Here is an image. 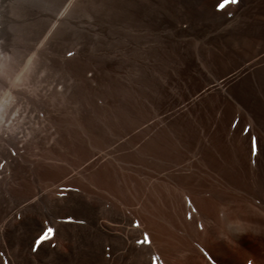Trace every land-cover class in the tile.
Returning <instances> with one entry per match:
<instances>
[{"label":"rangeland","instance_id":"1","mask_svg":"<svg viewBox=\"0 0 264 264\" xmlns=\"http://www.w3.org/2000/svg\"><path fill=\"white\" fill-rule=\"evenodd\" d=\"M64 1L66 0H9L5 27L7 26L6 29L17 39L14 46L27 47L32 43L40 45L38 39H35L38 29L45 23L47 14L53 13ZM218 3L220 0H73L68 13L79 23L91 21L92 25L95 24L90 34L93 39L91 37V41L87 39L81 27L65 22L59 24L60 27L57 25L58 29L54 30L56 33L53 31L55 35L52 33L53 38L50 37L52 41L46 40L41 44L45 46L41 48L42 50L39 47L35 51L34 48L28 50L32 56L27 51V58L30 57L33 61L32 70L29 71L31 78L29 77L26 83L29 95L33 96L42 83L45 85L50 82L56 71L58 73L55 76L57 78L59 75L62 76L61 79L66 84V91L60 103L62 115L67 119L62 136L61 158L50 160L47 165V175L38 178L31 186L34 188L39 182L42 187L49 188L48 184L54 180L53 178L56 177L57 180L61 176H69L73 168L85 164L86 159L96 152L95 148L93 149L92 137L80 130L79 126L73 125V122L68 123V120L82 116L85 111L93 115L94 124L101 126V129L112 138L120 137L121 142L125 143V148L120 147L113 151L114 155L109 154L98 163L94 161L84 166L85 169L87 168L86 178L76 175L70 178L66 185L53 188L50 185L49 193L54 198L63 197L68 191L87 196H100L103 199L101 205L103 211L111 205H116L124 210L132 222L130 223L132 227L142 224V234L145 235L146 240L139 241V245H151L153 249H150L151 252L145 251L143 255L142 253L131 255L130 261L134 259L145 264H264V201L257 195L251 164L246 163L244 166L243 155L238 151L240 137L238 125L241 128L239 135H244L249 128L248 121H240L238 117V104L236 103L237 110L233 117L226 106L223 114L219 115L220 118H224V123L226 120L228 122L227 118H232L229 127L224 126V123L217 124L210 134L199 128L201 117L197 114L196 105L169 120L162 119L173 108L194 97L204 86L220 82L224 77L238 70V58L249 59L253 55L254 58L261 50L260 40L253 45L249 42L250 36L242 33L238 28L239 26L242 28L247 21L254 18L264 21V0H239L238 3L227 4L222 10L217 9ZM154 18L157 20L155 24ZM175 43L177 46L180 45V48H177ZM82 46L88 49L86 52L90 55L95 54L91 56L95 60L98 57L99 60L93 61V64L102 60H114L108 67L110 71L106 68L102 70V72L108 71L109 73H105H108L107 75L114 73L112 76L109 75V78L102 72L101 74L105 76L99 73L101 70H98L97 65L93 71H86V75L95 81L91 82V87L93 86L94 89L88 88L85 95L91 94L92 91L95 93L96 86L99 87L106 82L101 85L103 87L97 89V94L92 92L93 98L89 97L91 99L84 96V92L81 93L80 87L79 92L72 91L74 90L72 86L76 85L77 81L64 67L50 70L53 55H68L71 52L75 56ZM212 46L223 51L231 50L232 54L226 55L227 57L215 54ZM152 47L158 48L156 50ZM15 49L18 48L15 46ZM19 51L16 50L18 53ZM122 51L124 53L127 51V54ZM181 52L195 59L198 65L197 71L189 76L182 75L180 82L171 85L168 94L164 95L160 91V83L166 82L167 73L181 66L182 59L179 56ZM112 53H116L118 58H115L117 57L115 55L113 59ZM49 54L52 55L51 58ZM99 56L102 58L100 59ZM135 58H141V63H137L138 60ZM176 64L178 66L174 68ZM112 68L116 73L119 72L117 74L120 76ZM97 71L100 77L98 74L95 76ZM92 73L93 77H91ZM98 77L101 79L105 77L103 83ZM242 81L243 79L236 80L229 89L238 91ZM221 90L220 88L203 98L204 109L219 103ZM50 102L53 101L50 99ZM25 103L17 105L16 109H24ZM27 108L32 112L38 111L39 116H44V112L41 113L33 103ZM202 113L204 119L209 118L207 112ZM81 120L82 118L76 122ZM49 125L50 123L48 125L46 123V127ZM189 127L195 129V132L201 131L200 135L203 138L200 139L201 143L203 141L206 143L204 151L199 147L200 140L192 148ZM49 128L46 131V135H49L46 136L48 138L46 141L52 147L56 140L53 134L55 129ZM74 128L76 132H72ZM77 128L79 130H76ZM101 136L98 135L100 138ZM98 137L95 139L99 141ZM250 154L252 155V151ZM124 155L127 159L122 160L121 157L123 158ZM134 155L135 158H139L135 159V162L140 160L139 162H133ZM138 165L144 170L141 169L142 171L139 172L136 168ZM46 212L41 206L39 212L41 229L38 237L41 238L48 229H52V233L46 239L51 240L56 238L57 224L70 219L57 217L51 220ZM13 245L15 247L16 244ZM20 250L21 246L17 251ZM26 252L32 257L33 264H42L43 261V264L45 263V258L36 254V250L32 247L27 248ZM4 253L5 251L0 249V264H7L3 257ZM137 255L139 258H136Z\"/></svg>","mask_w":264,"mask_h":264},{"label":"bare ground","instance_id":"2","mask_svg":"<svg viewBox=\"0 0 264 264\" xmlns=\"http://www.w3.org/2000/svg\"><path fill=\"white\" fill-rule=\"evenodd\" d=\"M71 2H73V0H66L63 3H60L61 5L58 7V9L53 11V13L47 14L44 20L45 23L41 25V27L39 26L40 28L37 31V36H35V39L36 38L38 39V42L40 43V45L44 43L46 40L48 41L51 40V38H53L51 36L53 31L56 28L58 29L59 24H64L65 22L70 23V25L81 27L83 29V30L81 29V31L82 32L84 31L85 35H87L86 36L87 39H90L91 37L90 34H91V31L94 30L93 25L95 24L92 25L91 21L79 23L77 19L75 20L72 19L73 17H71V14L68 13L69 12L68 9H69ZM8 6H9V0H0V249L3 252L5 251V253L3 254V257L6 262L5 261L4 262L7 264H33L32 257H30L29 253L26 252L27 248L32 247L34 250H36V254H38L40 257H43V259L45 258L44 264H145V263H141L142 261H138V260L136 261L134 259L130 261L129 258L133 254L136 255L138 253H142L143 255L145 251L151 252L152 250L150 251V249H153V248H151V245H148V246L139 245V241L146 240L145 235L142 234L143 228L141 226L143 225L141 224L139 226L132 227L130 225V223H132L131 220L126 216L122 208L116 205H111L110 208H108L106 211H103V209L101 208V205L103 204V199L102 197L100 198V196H93V195L87 196L83 193L68 191L67 193H65V196L54 198L50 195L51 193H49L50 185L52 186V188L66 185V182L70 178L75 177L76 175H80L81 178H86L88 176L86 175L87 168L85 169L84 166H87L88 164H92V162L94 161L95 163H98L103 157L109 154H113V151L115 152V150L120 149V147H122L123 149L125 148V145H124L125 143L121 142L120 137L116 139L112 138L111 136H109V134L104 132V129H101V126L99 127L94 124L93 117H92L93 115H90L87 111H85L86 113H84L82 116L78 118L73 117V119H71L72 121L68 120V123L73 122V125L79 126L80 130L88 133V135L92 137L90 138L94 142L93 149L95 148L94 150L96 152L95 153L93 152V155H91V157L88 154L90 158L88 157V159H86L87 156L85 157V159L87 160L85 161L86 163L83 162L85 164L83 165L80 164L81 166L79 165L73 168L69 176L64 175V176H61L60 178H58L59 176H57L58 178L57 180L55 179L56 177L53 178L54 180H52L51 183L48 184L49 188L42 187V185L39 182H37L34 188H32L31 185H33L35 181H37L38 178H41L43 176L45 177L47 175L48 162L50 160L61 158L62 136H63L64 130L66 127L67 119L64 118L66 116L62 115L63 111L60 107V103H61L63 94L66 91V84L64 83V81H62L61 79L62 76L59 75L58 78L55 76L58 73V71L55 70L57 73H55L54 75L55 77L53 76L50 82H48L45 85L42 83V86L40 85V88H37L33 96L28 94L26 83L30 77L29 71L32 67L33 61H32V58L30 57L27 58L28 56L27 51L28 50L31 51L32 48H34V51H35L38 49V47L40 50H42L41 48L45 46H43L44 44L40 46V45H37L36 43L35 44L32 43V45L29 44V46L27 47L25 46L23 47V45L21 47H19L18 45H15L16 48H18V49H15V46H14L15 39H16L15 35L6 29L7 26L5 27V24L7 22L6 18L8 16L7 15V8H9ZM155 19L156 18H154V20ZM161 21L163 22V20ZM155 22H157V20H155L153 23L155 24ZM157 28L155 29L156 31H157ZM238 29H240L242 33L246 35L248 34L250 36L249 42H252L253 45L259 40L260 42H262L261 50L259 51V53L257 51L256 53L258 54L253 53V54H256L254 58H253L254 56L253 54H252L253 55L252 58L249 57V59H245L244 57L238 58V70L227 75L220 82H217L211 85L208 84L207 86H204L200 91H198V93L194 97L189 99L187 102H184L182 105L173 108V110L167 113L165 116L163 115L164 117L162 119L169 120L173 116L179 115L181 112L183 113L184 111L196 105V107L198 108L197 114H200V117H201V118L199 117L200 123L198 122L200 127L199 125L197 124L196 125L202 130H205L208 134H210V131L217 124L219 125V124L224 123L223 121L224 118L222 117L220 118L219 115L220 113L223 114V111L226 107H227L226 109L229 110L231 117H233L235 111L238 109L237 111H238V117H240V121L246 120L249 123L248 131L246 130L244 135L242 134L239 135L241 133V128H239V125H238V136H240L238 138L239 139L238 142L240 143V144L238 143V151L240 152V154L243 155L242 160H244L243 163L245 162V165L244 164L243 165L246 166V163L247 164L249 163L252 165V166L250 165V168L252 170V178H254L253 180L256 182L257 195L264 201V21L254 18L252 20H249V22L247 21L242 26V28H240L239 26ZM82 35L84 34L82 33ZM86 37L84 36V38ZM92 39H90V41ZM213 42L214 41H212V43ZM182 44H185V43H182ZM86 46L84 44V47ZM179 46L180 45H178L177 48H180ZM84 47L82 46V48H80V51L78 52V54L74 53L75 56L74 55L69 56L67 54H62L61 52L64 51L65 49L60 52L62 54L60 56H56L57 55L56 54L55 55L56 57L54 55L52 57V55L49 54L50 58L52 57L51 58L52 65H51L50 70H52L53 68L54 69L58 68V67L59 69L60 68L62 69L64 67L65 70H67L70 74L73 75V78L75 79V81H77V84L72 86V88L74 89L72 91L79 92L81 88V93L84 92V96H88L87 98H89L93 91L91 92V94L89 93L90 92L89 91L88 92L89 95L88 94L85 95L87 93L86 91L88 90V88L89 90H93L94 87L93 86H92L93 88L91 87L92 85L91 82L93 78H90V76L86 75V71H93L95 65H97L99 66L98 70H101L99 71V73L101 74L103 69L105 68L108 69V67L111 66L110 64L112 60L111 61L102 60L98 63L93 64V61H96L98 57L96 56L97 58L95 60L93 57H91V56H94L95 54L90 55L89 53L86 52L88 50V49L86 50L87 47L85 49ZM173 48L174 46L171 48V50H173ZM212 49H214L213 52L215 54L223 55L225 57H227L226 55L232 54L231 50L223 51V49L220 50V48H217V47L215 48L213 47ZM16 50L17 51L20 50L19 53L16 52ZM256 50H258V47ZM76 51H78L77 48H76ZM124 51L122 52L124 53ZM39 52H42V51H39ZM39 52L37 53L39 54ZM134 52L137 53V51H134ZM44 53H47V52L45 51ZM116 53H112L113 59L118 58V55H117L118 53L117 54ZM29 54L31 53L29 52ZM124 54H127V51ZM103 55L105 54H102V56ZM115 55H117V57L114 58ZM179 56L182 59L180 60L182 63L181 66H178V64H176L174 68L176 66L178 67H176L175 69L172 68L174 69V71L167 73L168 76H167L166 82L164 81L165 83H162V84L160 83V91L164 95L168 94L169 92L168 90L171 85H174V84L176 85L177 83L180 82L182 75L189 76L191 75L192 72L197 71L198 65L195 62V59L193 60L190 56L182 54V52L181 54L179 53ZM101 58L102 57H100V59ZM136 59L137 58H135V60ZM137 60H138L137 63H141V58ZM109 69L108 71H110ZM112 71L111 73H113ZM106 72L103 71L102 74H105ZM62 74L64 73L62 72ZM97 74H98V71L95 72V76H97ZM100 74H98V76ZM105 75H102V76H105ZM109 75H107L106 77H108ZM112 75H114V73ZM91 77H93V73ZM103 78L102 79L99 78L101 80V83H103L102 82ZM239 79H243V81L240 83L238 87V91H232L233 88H231L230 90L229 86L233 82ZM107 80H110V79H107ZM98 84H100V82ZM100 86L99 87L96 86L97 89L100 88ZM70 88L68 91H70ZM220 88L222 90L219 94V103L217 102L216 104H212L211 107L210 106L208 107L209 109L207 108L204 109V106L202 105L203 98L207 96L209 93H212ZM97 89L95 93L93 92V94H97ZM102 89H101V92H103ZM98 91H100V89ZM87 98L86 100H88ZM50 99L53 102H50ZM23 102H26L25 103L26 108L22 106L24 107V109L22 108L16 109V106L21 105ZM32 103L34 106L38 107L37 109L41 113L44 112L43 114L44 116L42 115L39 116L38 111L36 112V110H34L33 108H32L34 110L33 112L29 111L27 107L31 105ZM86 103H88V101H86ZM91 103H94V101H91ZM236 103L238 104L237 109H235L236 108L235 106H237ZM88 108L89 107H87V109ZM93 110L95 111V109ZM202 112H207L209 114L208 115L209 118L204 119V117L201 116V114H203ZM81 118H82L81 121L76 122ZM155 119H158V118H155ZM227 119H228V122H226L227 120L225 119L226 121L224 123V126L225 125L228 126L232 118L230 119L227 118ZM46 123L47 125L48 123H50V125L46 127ZM210 126H212V128ZM49 127H54L55 129L54 133L53 132L52 133L56 137L55 138L56 140L54 141L52 147L50 146L49 142L46 141V139H48L46 136H49V135H46V131H47V128ZM79 129L77 128L76 130H79ZM190 129H191L190 133L192 135V138H190L191 139L190 144L192 148H194L193 146L196 145V142L199 143V140L203 138L200 135L201 131L198 130L195 132V129L194 130H192V128ZM72 132H76L75 128L72 130ZM78 132L80 133V131ZM52 133H50V135ZM98 135L100 136L102 135L101 138L98 137ZM96 137L100 138V140L99 141L96 140L95 139ZM199 147L201 148V151H204L206 147L205 141L201 143V140H200ZM251 151H252V155L250 154ZM136 155L133 156L134 158L132 157L134 160L133 162H135V159H137L135 158ZM124 158L127 159V156L124 155L123 158L121 157L122 160ZM139 161H136L135 163ZM138 166H136V168L139 172L144 170L140 166L139 167ZM158 175L160 176L159 173ZM156 176L157 175H155V177ZM150 177H149V180H150ZM32 178L33 180L31 181ZM41 206H43V209H46L47 216L50 217L51 220L57 217H68L70 219V220H66L63 223L57 224L56 238L54 239L44 240L38 237V233L41 229V224L39 222V217H41L39 216ZM50 223L52 222L50 221ZM14 243L16 244L15 247H13ZM19 246H21L20 252L17 251ZM153 255H154V252H153ZM138 256L139 255H137L136 258H139ZM142 258L143 257H141V259Z\"/></svg>","mask_w":264,"mask_h":264},{"label":"snow or ice","instance_id":"3","mask_svg":"<svg viewBox=\"0 0 264 264\" xmlns=\"http://www.w3.org/2000/svg\"><path fill=\"white\" fill-rule=\"evenodd\" d=\"M238 2H239V0H220V3L217 4V9L218 10H222L227 4H229V3L235 4V3H238ZM68 55L69 56H72L73 53L69 52ZM51 233H52V229H48L43 234V236L41 237V239H47L50 236Z\"/></svg>","mask_w":264,"mask_h":264}]
</instances>
